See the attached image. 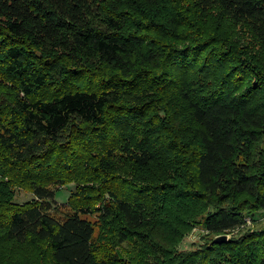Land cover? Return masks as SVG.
I'll use <instances>...</instances> for the list:
<instances>
[{"label": "trees", "instance_id": "obj_1", "mask_svg": "<svg viewBox=\"0 0 264 264\" xmlns=\"http://www.w3.org/2000/svg\"><path fill=\"white\" fill-rule=\"evenodd\" d=\"M214 8L264 50V0H0V257L264 264V228L175 250L196 224L222 235L264 213V61L207 33ZM120 147L157 169L111 173Z\"/></svg>", "mask_w": 264, "mask_h": 264}, {"label": "rangeland", "instance_id": "obj_2", "mask_svg": "<svg viewBox=\"0 0 264 264\" xmlns=\"http://www.w3.org/2000/svg\"><path fill=\"white\" fill-rule=\"evenodd\" d=\"M206 31L207 33H215L222 35L225 38H229L230 41L235 43H240L243 45H248L249 47V54L253 55L257 59H260L264 61V50L261 47V45L254 40L250 32L248 31V28L244 24L236 25L231 22L228 18H223L220 14L218 9L214 8L212 11L207 13L206 17ZM228 39V40H229ZM196 97H200L199 94H196ZM195 127L197 125L194 123ZM137 144V139L132 140V145ZM107 170H109L111 173H119L122 176L129 177L130 179H147L154 169H157L154 167L153 170L143 171L141 173H136L137 166L134 165L133 161L130 160V158L124 153L123 149L117 148L115 151V154L113 156H110L106 160ZM183 176V175H182ZM182 176H175L176 181H181ZM143 181V180H142ZM143 183V182H142ZM75 190V183H68L67 186L59 188L55 200L52 202V209H59V213L62 208L68 207L66 205L68 198L71 195V192ZM35 199V195L22 188H17L15 190V202L22 204L29 202L31 200ZM160 213V212H159ZM247 222L245 226L237 227L233 229L230 233L222 234L227 235L228 239L234 238L238 239L242 237L244 234L250 232V231H260L264 228V213L259 212V214H256L253 218L251 215H248L246 217ZM254 219V220H253ZM186 226V224H185ZM184 226V228H185ZM195 228L185 233L181 238V242H179L177 245H175V250L177 251L180 256H183L186 252L195 251V250H201L202 248L209 247L211 244H214V240L221 235H215V234H208L205 231V228L202 227L200 224H196L194 226ZM184 230V229H183ZM161 232L155 234L157 245H165L166 247L173 245L175 238L170 237L166 235L164 230H160ZM168 233V232H167ZM155 242V241H154ZM220 243V242H219ZM121 248L132 250V243L130 241L125 242L121 245ZM118 249V248H117ZM119 250V249H118ZM127 255V254H126ZM152 253L148 254L147 252H142L141 255H139L138 260L141 261L142 264H147V261L152 258ZM16 261L11 258L9 255H5L3 257H0V264H15ZM152 264H155L152 262Z\"/></svg>", "mask_w": 264, "mask_h": 264}, {"label": "water", "instance_id": "obj_3", "mask_svg": "<svg viewBox=\"0 0 264 264\" xmlns=\"http://www.w3.org/2000/svg\"><path fill=\"white\" fill-rule=\"evenodd\" d=\"M228 240V237L227 235H221L220 237L216 238L214 240L215 243H219V242H225Z\"/></svg>", "mask_w": 264, "mask_h": 264}]
</instances>
